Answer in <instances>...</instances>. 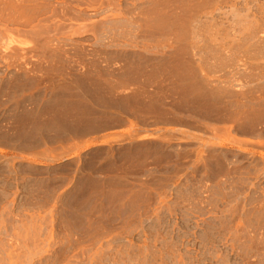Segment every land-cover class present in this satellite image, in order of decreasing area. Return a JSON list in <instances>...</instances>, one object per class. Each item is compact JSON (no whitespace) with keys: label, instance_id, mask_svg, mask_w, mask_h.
Returning a JSON list of instances; mask_svg holds the SVG:
<instances>
[{"label":"rangeland","instance_id":"374dc122","mask_svg":"<svg viewBox=\"0 0 264 264\" xmlns=\"http://www.w3.org/2000/svg\"><path fill=\"white\" fill-rule=\"evenodd\" d=\"M0 264H264V0H0Z\"/></svg>","mask_w":264,"mask_h":264}]
</instances>
